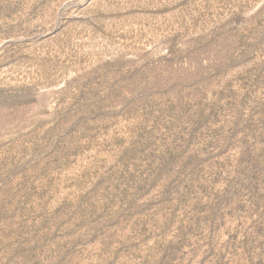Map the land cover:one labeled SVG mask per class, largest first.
Here are the masks:
<instances>
[{
    "label": "rangeland",
    "instance_id": "obj_1",
    "mask_svg": "<svg viewBox=\"0 0 264 264\" xmlns=\"http://www.w3.org/2000/svg\"><path fill=\"white\" fill-rule=\"evenodd\" d=\"M0 264H264V0H0Z\"/></svg>",
    "mask_w": 264,
    "mask_h": 264
}]
</instances>
